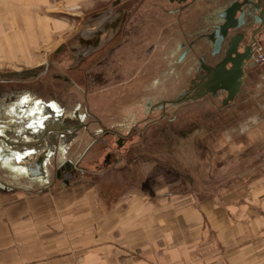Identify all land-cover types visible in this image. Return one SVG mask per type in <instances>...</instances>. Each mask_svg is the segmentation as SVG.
I'll return each mask as SVG.
<instances>
[{
  "label": "crops",
  "instance_id": "0c3cea01",
  "mask_svg": "<svg viewBox=\"0 0 264 264\" xmlns=\"http://www.w3.org/2000/svg\"><path fill=\"white\" fill-rule=\"evenodd\" d=\"M85 1L0 0V57L30 61L65 25L53 16L56 8H74ZM189 12L173 15L174 36L183 38L192 31L193 21L183 18ZM255 64L246 71L238 99L241 104L248 95L255 98H249L253 114L251 118L241 114L237 122L225 121L223 126L230 130L220 141L214 135L218 124L211 113L215 108L191 101L187 110L203 112L207 124L197 119L189 128L180 124L176 139L163 141L161 147L143 142L148 136L142 124L140 140L128 144L126 155L117 161L100 145L96 151V141L104 145L107 134L91 130L88 144L73 149L83 133L76 132L66 152L54 155L45 166V180L19 172L25 165L36 170L32 155L30 163L16 158L28 157L36 147L26 144L55 136L58 126L48 125L43 135L41 113L35 108L30 112L38 117L33 132L32 125L27 133L23 131L31 117L27 111L20 120L7 117L9 113L0 116L2 131L13 134L6 137L8 144L20 146L5 150L0 140V170L7 177L0 178V264H264V55ZM176 66L179 94L189 78L181 74L183 64ZM251 85L254 95L252 88L248 94ZM134 112L118 110V127L110 132L118 136L117 149L132 140L127 135L120 140L121 132L142 120V112L139 116ZM76 123L62 126L71 128ZM170 127L157 126L152 132ZM65 128L60 134L71 133ZM222 144L221 155L218 145ZM238 159L242 168L232 169ZM11 160H16L15 166ZM223 160L226 164L221 167ZM62 163L73 168L74 175L62 179L65 170L57 176ZM223 175L238 179L222 183Z\"/></svg>",
  "mask_w": 264,
  "mask_h": 264
},
{
  "label": "flooded vegetation",
  "instance_id": "af4514ba",
  "mask_svg": "<svg viewBox=\"0 0 264 264\" xmlns=\"http://www.w3.org/2000/svg\"><path fill=\"white\" fill-rule=\"evenodd\" d=\"M169 5H172V9H168L164 11L166 15H170L171 23L167 24L164 30H168L167 34L169 37H166L164 41H162V34L158 37V44H147L148 35L146 29L144 28L145 21L147 16H145L144 11V3L146 0H139L133 6V11L126 9H121L116 11L115 13L111 11L103 12L100 16H94L91 20H86L83 24V28L77 32L75 38V47L72 51H75L77 57L79 59H85L87 56L92 54L96 55V59L93 60L96 63H93L92 67H102L107 65L111 66L110 76L111 80L114 83L120 81V83L131 82L132 80H137V84L144 85L148 82L149 75L148 67H149V57H153V65L156 67H161L165 64L166 61L170 57V53L178 52L174 63L178 65H184L182 67L183 75H186L189 80L186 86H184V90H189L192 81L197 80L206 73H209L208 70L214 67H219L221 63L226 60L227 55V44L221 43L220 49L213 48V44L209 40L211 34L216 30L215 28L219 27L224 21L222 17V12L225 10V7L234 6L235 10V25L238 24L241 26L234 28L231 37L241 36L238 44L235 48V53L228 55L230 59L238 60L239 58L244 59L246 62V66L243 69L244 78L241 85L242 87L245 82V78L247 76V70L250 69L255 64V52L256 49L262 47L263 44L260 43V39L258 37L264 33V0H166ZM117 2V1H116ZM197 3L199 6L189 12V4ZM167 4V5H168ZM176 4L178 7H174ZM163 5V6H160ZM208 6V7H207ZM164 4L159 1L154 3L155 9L162 10ZM201 8V12L198 8ZM214 7L213 9H210ZM166 8V7H164ZM247 9V10H246ZM252 10V12H251ZM189 12L188 16H185V19L191 18L192 28L190 34L184 35L182 37L174 36L173 30V15L178 12ZM197 11V12H196ZM128 12L129 15L126 16ZM134 12V13H132ZM244 13L243 16L241 13ZM247 12V13H246ZM190 14H193L192 16ZM246 14V15H245ZM248 14V16H247ZM157 17V15H155ZM250 18V20H249ZM130 19H132L130 21ZM130 21V22H129ZM186 21V20H184ZM246 21V23H245ZM263 21V22H262ZM161 22V21H160ZM253 22V23H252ZM245 23V24H244ZM250 23V24H249ZM234 25V24H233ZM244 25V26H243ZM137 26V28H135ZM151 26V25H150ZM133 27V28H132ZM143 27V29H141ZM239 28V29H238ZM245 28V29H244ZM137 29V30H136ZM131 33V34H130ZM135 35L136 40L133 41V44L136 45L134 48H124L127 42L125 40L129 39V36ZM157 41V40H156ZM151 42V40H150ZM124 48V52L121 53V50ZM214 52V55L212 54ZM122 55V56H121ZM133 55V56H132ZM108 60V61H107ZM107 61V62H106ZM134 61V62H133ZM51 64L48 63L44 68L39 69L37 71H24L15 73L18 76L19 80H14L15 83L22 82H33L42 78V76H47L49 71L50 73L54 72L51 69ZM91 66L87 67L90 68ZM176 67V66H175ZM225 69H230L231 65L229 62H226L224 65ZM79 68V67H78ZM205 68V70H203ZM207 68V70H206ZM101 69V68H100ZM171 69L174 70V67ZM131 71V73L129 72ZM86 70L84 71V73ZM95 76L98 79H102L101 71H95ZM179 73V72H178ZM219 74H224L223 70L220 69ZM163 77V76H162ZM49 79L52 82H61V84L66 88V90H71L72 87H75L79 93L83 97L86 95L85 92L77 86V83L73 78L69 77L66 73L56 74L52 76L50 74ZM32 80V81H31ZM99 81V80H98ZM160 78L154 79V83L160 82ZM8 83V82H1ZM144 90V89H143ZM147 90H144V92ZM181 91V92H182ZM240 91V92H241ZM20 95L16 97L13 101H4L0 102V116L6 117L8 112L6 111V107L13 105L16 103L18 109V117L21 119L24 116V111L29 112L31 117L27 120L26 129H24V133L28 132V128L32 125V132L34 131L33 125L37 124L38 117L37 115L30 113L34 110V107L37 109L43 106L46 108H42L44 111L49 112L50 115L54 109L55 112H58L60 109L58 105L63 108V114L61 118L63 120H69L70 122H77L75 124L77 129L76 132H83L88 135H91L90 127L92 125H96L97 129L94 131L98 134H108L110 132H115L112 128H104L101 121L96 120L93 114L90 113L88 107L83 106L82 102L75 103L73 105V109L71 112L67 113L66 104L63 106L60 104L61 101L56 100L54 96H51L49 93V98H43L38 96L36 93H33L31 90H24ZM240 94V93H239ZM239 94L236 97L225 104L223 101L227 97V93L223 90L218 92L217 97H213L211 94L206 95V97H202L199 100H194L195 102L203 100L206 101H214L218 102L217 105H212L215 108V111L220 113L221 111H226L228 108L235 106L236 101H238ZM135 100V96L140 97V95L134 94L132 95ZM178 93L171 99H176ZM43 98V99H42ZM169 100V101H171ZM168 101V102H169ZM193 101V102H194ZM186 103V102H185ZM183 104V103H182ZM145 110L142 111V120L134 124L133 129H129L126 131L127 138L132 136V132L134 128L137 126L140 128V125H145L143 131L145 134L152 132V129L157 126H162L176 121L179 112L184 111L185 109H178L177 112L171 113V115L167 114V108L170 106L167 104V100L163 99L162 101L151 104V101L148 99ZM171 107V106H170ZM14 109V108H13ZM32 109V110H31ZM21 110V111H19ZM24 110V111H23ZM31 110V111H29ZM82 110V112H81ZM20 112V113H19ZM157 113L158 118L153 119V115ZM153 114V115H151ZM51 116V115H50ZM0 117V122L2 121ZM79 117V118H78ZM83 118V121H80ZM19 119V120H20ZM136 131H141L140 129ZM116 134V133H114ZM139 134V133H138ZM117 135V134H116ZM124 136L120 135V140H122ZM126 138V139H127ZM145 138V137H144ZM119 144V143H118ZM117 144V145H118ZM2 162L3 160L0 159ZM67 173H64L66 172ZM64 171V172H63ZM74 169L68 167L64 163L60 164L57 169L56 175H62V179H67L74 175Z\"/></svg>",
  "mask_w": 264,
  "mask_h": 264
},
{
  "label": "rangeland",
  "instance_id": "374dc122",
  "mask_svg": "<svg viewBox=\"0 0 264 264\" xmlns=\"http://www.w3.org/2000/svg\"><path fill=\"white\" fill-rule=\"evenodd\" d=\"M117 1V2H116ZM161 1L164 4V7H162V10H158L154 8V3ZM97 2L95 5L91 4ZM136 2H139V0H88L85 1L83 4L78 5L74 8H56L57 11L53 13L56 18L64 20L65 25L63 26L62 31H60V34L56 35L55 38H53V41L49 43L46 46H41L38 48L36 54L33 56V58L30 61L24 62L20 61V59H9L5 60L0 57V72H6L9 74L12 73H19L24 71H30L33 68L40 67L44 68L46 64L50 63L51 69H53L54 72L50 73L47 76H42V78L38 79L37 81L33 82H22V83H15V81L8 82V83H1L0 81V102L4 101H13L22 93L24 90H31L33 93H36L38 96L45 98H49V93L51 96H54L56 100L61 101L60 104L63 106V104H66V111L67 113L71 112L73 109V105L75 103L82 102L83 106L88 107L89 111L93 116L99 120L102 121V124L106 125L108 128L112 127L114 128L118 127L117 120V114L118 110L121 111H132L134 110L135 114L139 116L140 111L142 112L146 108L147 100L149 99L151 101V104L158 103L162 101L163 99L169 101L171 100L177 93V75L179 72V66L177 67L174 63L175 59V53H170V57L167 59L169 61H166L165 64L161 67H156L153 65V57H149V67H148V74L149 79L146 84L141 85L137 84V80H132L131 82H124L120 83L118 81L117 83H114L111 80L110 76V69L111 66L107 65L108 60L106 61L107 64L102 67H92L94 62L93 60L96 59V55L92 54L90 56H87L85 59H79L75 53V51H72L75 47V38L76 34L81 28H83V24L86 22V20H91L94 16H100L105 13L106 11H113L114 13L121 9L131 10ZM168 1L166 0H146L144 3V11L145 16H147V19L144 24V28L146 29L148 35L147 38V44H158L160 43L158 41L159 35L162 34V41L165 40L166 37H169L167 34L168 30H164L165 26L167 24L171 23L170 15H166L164 11H167L168 9H172V5H167ZM163 6V5H160ZM199 5L197 3L189 4V10L193 11L195 10ZM208 7V6H207ZM214 7L210 8L213 9ZM133 11V9H132ZM201 12V8H198L197 15ZM96 13V14H94ZM134 13V12H132ZM129 15L128 12L126 13V16ZM157 15V17L155 16ZM199 16V15H198ZM184 18V17H183ZM132 19H130L131 21ZM188 21L191 20L185 19ZM129 21V22H130ZM161 21V22H160ZM151 25V26H150ZM133 28V27H132ZM137 28V26H135ZM143 29V27L141 28ZM137 30V29H136ZM131 34V33H130ZM260 39V43L263 44L262 50L264 52V33L258 37ZM135 35L129 36V39L125 40L127 44L124 48H134L136 45L133 44V41H135ZM151 40V42H150ZM157 40V41H156ZM137 41V40H136ZM60 46H62V49L60 50ZM124 48L121 50V53L124 52ZM122 56V55H121ZM133 56V55H132ZM95 58V59H94ZM134 62V61H133ZM257 65V64H256ZM91 66L90 68H87ZM176 66V67H175ZM79 67V68H78ZM174 67V70L171 69ZM101 68V69H100ZM86 72L84 73V71ZM101 71V77L102 79H98L95 74V71ZM131 73V71H129ZM62 74L66 73L69 77L73 78L75 82L77 83V86L80 87L85 92V96L79 95L80 92L77 91L75 87H72L71 90H66V88L61 84V82H52L49 77L50 74L52 76L56 74ZM163 76V77H162ZM160 78V82L154 83V79ZM99 80V81H98ZM32 81V80H31ZM147 90L144 92V90ZM252 85L250 87V90L248 91V94H250ZM144 89V90H143ZM252 88V94L253 93ZM81 94V93H80ZM134 94L140 95V97L135 96V100L133 99ZM42 98V99H43ZM249 98H252L251 95L247 96V100L245 101V105H243L244 101L239 103V97L238 101H236V105L228 108L226 111H221L220 113H216L213 111L211 113L212 119L216 118L215 124H218L216 131L214 130V135L216 136V139L218 141L221 140V137L225 134L226 130H230L229 128H225L223 124H225V121L229 120H240L241 117L251 118L253 107L252 103H250ZM255 99V98H252ZM258 101V99H257ZM255 106H256V101ZM193 103H202L204 104V107L213 109V104L217 105L218 102L214 101H206L200 100L199 102H193ZM254 105V103H253ZM188 106H191L189 102L183 103L181 105H177V107H168L167 108V114L171 115V113L177 112L179 109H185L184 111H181L179 115L176 118V121H174L171 125L169 130H165L162 132L153 131L150 133H147L146 139L143 140V142L147 143L148 141L153 142L155 147H161V143L167 139H176L174 135L177 134L178 131H176L178 128H180V124H185L188 128L192 124V121L194 122L196 119L204 122V124H207L208 122L203 119L202 115L203 112H198L197 110L189 111L187 110ZM198 107V105H196ZM201 108V107H200ZM207 112V109H204ZM214 110V109H213ZM246 110L251 111L250 113ZM202 111V110H201ZM256 111V110H254ZM18 112V111H16ZM47 112V111H45ZM43 110V113H45ZM193 112V113H192ZM205 112V113H206ZM2 113V112H1ZM0 113V114H1ZM256 113V112H255ZM254 113V114H255ZM192 114H195L193 117ZM4 115V114H3ZM250 115V116H249ZM157 113L153 115V119L158 118ZM5 116H3L4 118ZM195 117V119H194ZM245 118V119H246ZM213 125V124H212ZM246 126L242 127L245 128ZM96 125H92L90 127V130L96 129ZM139 127L134 128L132 132V140L127 139L128 143L123 146L119 147L117 149L115 142L118 139V136L116 134H110L108 133L104 138V141H107L104 145L99 143V141H96V151L99 152V145L104 150V153H107L110 155L112 160L117 161L116 159H119L121 156L126 155V146L128 144H131L136 139L140 140V135L138 134V131H136ZM143 130V128L141 129ZM193 133V131H191ZM122 136L127 135L126 131L121 132ZM151 134V135H150ZM144 135V134H143ZM145 136V135H144ZM194 135L187 136L186 139H192ZM169 137V138H167ZM142 139V138H141ZM181 140V138L179 139ZM88 141L90 139L87 137V134H80L79 138L74 141L73 147H82L86 146L88 144ZM182 141V140H181ZM167 143V142H165ZM125 144V143H124ZM224 144L218 145V148L222 149L224 148ZM76 149V148H75ZM160 148H158L159 150ZM225 149L220 150V153L222 155L223 151ZM156 154H158L156 152ZM235 165L232 166V169L236 167V169H241L243 166V162L241 159H238V161H235ZM223 164H226V161L223 160V162H220L221 167H223ZM51 167V166H50ZM0 174H2L1 179L7 178L5 174L2 173L0 170ZM230 177V178H229ZM236 177V176H235ZM233 176H220L221 182L228 183L229 180L235 179ZM238 179V177H236ZM212 182L210 183V185Z\"/></svg>",
  "mask_w": 264,
  "mask_h": 264
},
{
  "label": "water",
  "instance_id": "95a60500",
  "mask_svg": "<svg viewBox=\"0 0 264 264\" xmlns=\"http://www.w3.org/2000/svg\"><path fill=\"white\" fill-rule=\"evenodd\" d=\"M243 14L244 13L242 12L241 15L243 16ZM222 17H223L224 22L219 27L215 28L216 30L211 34V36L209 37V40L211 41V44H213L214 49L215 48L220 49L221 43L227 44L228 49L226 52L227 53L226 60L223 63H221L219 67H214V68L209 69L208 70L209 73L203 74L198 79V81L197 80L192 81L191 84L193 85V87L191 86L189 90L180 92L178 96H176V99L167 102L168 105H170L171 107L177 106L178 104L181 105L182 103H185V102H191L197 99H201L202 97H206V95L208 94H211L213 97H217L218 92L221 90L227 93V97L223 101L225 104H227V102L232 101L236 97V95L240 93L242 81L244 78L243 69L247 64L242 58H239L238 60L234 61V59H230L228 55L235 53V48L241 36L231 37V35L233 31L235 30L234 28L241 26L242 23L240 25L238 24L235 25L234 6L225 7V10L222 12ZM212 54L214 55V52ZM226 62L230 63L231 65L230 69H227V70L225 69L224 65ZM39 69L40 67H36V68H33L32 70L37 71ZM220 69L223 70L224 74L222 75L219 74ZM203 70H205V68ZM14 80H19L18 76L15 73L9 74L6 72H0L1 82H12ZM15 105L16 103H14L13 107L6 108V111L9 113V115L6 114L7 117L13 116V115L15 116V118L18 117V114L16 112L17 109H15L14 107ZM34 108L37 112L41 113V116L39 117L41 119L40 121L41 128L39 130L41 133H43V135H45L48 132L47 128L49 127L48 125L50 124L51 126L53 124L58 126L57 128L58 131H56L55 132L56 135L51 136V138H46V136H44V139H42V141L33 139L34 144L29 143V144H26V146L28 148L29 147H36V148H33L32 150L28 152L29 153L28 157H23L21 159L16 158V160L21 161V162L30 163L29 156L32 155L34 161H36L34 162V167L36 168L37 171L25 165V166H22L23 169L19 172L24 173L28 177L37 176L45 180L46 172H47L45 166L47 165V163H49L50 159L54 155L56 154L59 155V153L61 152H66L67 145L71 142V139H73V135L76 133L77 127L76 125L71 126V128L70 127L65 128L62 126V124H67V122L70 123L69 120L61 121L62 120L61 116L63 114L62 107L58 112H55L54 109L52 108L53 112L50 114L51 116L48 115V118H47L48 113L45 111H44L45 113H43V109L46 107L43 106L42 107L43 109L40 107L38 109L36 107ZM13 111H15V113ZM8 128H9L8 126L4 127V129H8ZM64 128L70 129L71 133L70 134H66V133L60 134L61 132L60 130ZM8 135L12 136L13 134L11 132H3L2 126H0V140L3 141V144L1 142L2 147L5 150H7V148L14 149V147H18L19 145L17 143H12V145L8 144V141L6 139ZM3 138L6 139V143L4 142L5 140ZM21 147L25 148L23 146ZM0 157L2 158V156ZM11 161L12 162H10L11 163L10 165L15 166V161L13 160ZM18 168L20 169L21 167H18Z\"/></svg>",
  "mask_w": 264,
  "mask_h": 264
},
{
  "label": "built area",
  "instance_id": "2783aa9c",
  "mask_svg": "<svg viewBox=\"0 0 264 264\" xmlns=\"http://www.w3.org/2000/svg\"><path fill=\"white\" fill-rule=\"evenodd\" d=\"M263 53L264 52L262 50V47H259L258 49H256L255 57H254V58H256L255 59L256 63H259L262 60V55H264Z\"/></svg>",
  "mask_w": 264,
  "mask_h": 264
},
{
  "label": "bare ground",
  "instance_id": "6f19581e",
  "mask_svg": "<svg viewBox=\"0 0 264 264\" xmlns=\"http://www.w3.org/2000/svg\"><path fill=\"white\" fill-rule=\"evenodd\" d=\"M246 10H247V9H246ZM251 12H252V10H251ZM246 13H247V12H246ZM245 15H246V14H245ZM247 16H248V14H247ZM249 20H250V18H249ZM245 23H246V21H245ZM245 23H244V24H245ZM252 23H253V22H252ZM249 24H250V23H249ZM243 26H244V25H243ZM238 29H239V28H238ZM244 29H245V28H244ZM255 59H256V58H255ZM255 59H254V60H255ZM197 100H199V99H197ZM167 102H168V101H167ZM167 104H168V103H167ZM178 105H179V104H178ZM169 107H170V106H169ZM174 107H177V106H174ZM171 108H172V107H171Z\"/></svg>",
  "mask_w": 264,
  "mask_h": 264
}]
</instances>
